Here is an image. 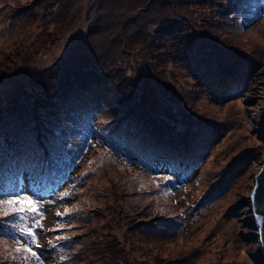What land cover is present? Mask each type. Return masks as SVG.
Segmentation results:
<instances>
[{
	"label": "rangeland",
	"instance_id": "1",
	"mask_svg": "<svg viewBox=\"0 0 264 264\" xmlns=\"http://www.w3.org/2000/svg\"><path fill=\"white\" fill-rule=\"evenodd\" d=\"M227 1L214 0L220 13L228 4ZM31 3L32 0H17L14 4L16 7H29L33 5ZM170 4H177V8H172ZM258 5L260 10L239 31L238 40L242 48L238 57L230 51L233 46L228 43L224 46L221 43L217 48L218 43L208 39V35L200 38L205 35L204 27L207 25L215 32L218 31L208 19L206 11L210 3L206 0H53L46 16L52 21L50 41L57 40L49 50L39 54L33 61L34 57L29 53L20 56L24 48L15 47L20 44L25 24L22 27L16 22L7 26L10 9L4 6V0L0 1V142L7 134L19 133L17 144L11 149L12 155L20 159L21 154L27 152L30 161L36 164L34 176L37 181L42 176L40 164L27 149L40 157L53 148L66 147L69 143L65 140L67 135L61 123L58 124L60 134L59 131L54 135L50 132L46 134L45 125L40 124L37 134L33 133V137L26 139L23 130L28 127L29 115L24 107L21 108V101L38 99L41 103L42 97L55 90L60 82L65 84L66 81L71 82L72 78H83L85 71L82 69L90 65L102 68L106 64L123 60L122 65L130 68L129 73L137 75L134 69L139 67L142 57L146 58L142 50L151 33L162 23L172 18L176 20L178 13L191 19L184 25L189 32L188 36L196 43H203L210 57L218 56L217 63L207 59L209 56L204 59L211 65L206 67V74L214 76L215 85L227 77L224 71L227 66H234L233 70L243 72L247 78L243 91L230 98H211L207 91L181 97L184 101L185 97H192L195 114L202 121L209 119L206 129L213 132L208 135V141L197 143L206 152L205 157L196 162V166L186 176L176 178L175 169L180 158L170 159V169L154 172L157 175L168 173L155 176L154 180L170 179L171 183L161 192L171 208V218L160 222L157 228L159 232L153 235L147 234L145 237L140 231L151 232L153 227H139L141 224L135 233L123 235L121 243L124 245L128 240L125 245L127 252L124 255V252L118 254L113 250L114 258L120 260L117 264H264V244L252 198L257 175L264 167V125L261 124L264 118V0H258ZM192 17L198 19L193 20ZM103 23L109 26L104 27ZM98 26L103 28L100 32ZM114 37L120 48L112 42L109 44V38ZM122 47L131 52L122 53ZM234 57L237 58L234 60ZM106 58L111 60L107 61ZM175 75L178 81L175 78L171 80L175 86L187 89L179 74ZM167 77L162 71L157 72V77L151 75L148 78V83L153 84L157 92L156 104L161 109L168 107L163 102L162 91L175 92L166 83H162ZM132 80L136 81L134 84H139L138 77ZM238 83L228 87L235 88ZM111 93L115 96L120 91L114 88ZM57 95L48 98V102L62 97L61 94ZM19 100L20 103H17ZM7 110L11 114L18 111L15 118L24 126L15 128L17 123L11 114L6 113ZM107 113L102 114L105 116ZM101 120L104 118L101 117ZM53 123L48 126L51 127ZM109 126L126 133L125 129L129 125ZM24 140L26 144L22 146ZM28 142H31L29 146ZM37 142L43 149L46 148L33 150ZM61 142L65 145H60ZM97 144L94 139H90L77 165L65 173V178L58 186L47 192L38 189L32 179L34 177L25 173L17 188L9 185L7 192L0 194V199L16 195L30 196L40 203L42 212V227L32 228L39 245L36 246L31 244L28 236L21 235V227L32 226L34 217L20 220L10 215L5 218L3 211H0V260L8 258L9 264L115 263L111 260L112 250L108 251L105 243L106 236L104 239L102 235L89 231V227L84 225L82 212L79 214V207L83 211L81 201L87 197L85 185L88 187L92 178L90 168L97 165V159L103 154V150L100 151L101 145L98 144V147ZM138 146H141V142ZM179 156L183 158V155ZM115 157L120 158L117 155ZM106 162L115 164L113 161ZM111 169L115 173L120 172L116 164ZM4 173L3 169L0 170L2 177H5ZM73 173L80 174V183L73 181L69 186ZM1 189L3 186L0 185ZM65 209L70 213L67 217L64 215ZM124 212H131L132 215L135 211L128 207ZM25 244L37 254L35 258L23 252ZM18 246L22 249L19 254L15 251ZM119 255L123 257L119 258Z\"/></svg>",
	"mask_w": 264,
	"mask_h": 264
},
{
	"label": "trees",
	"instance_id": "2",
	"mask_svg": "<svg viewBox=\"0 0 264 264\" xmlns=\"http://www.w3.org/2000/svg\"><path fill=\"white\" fill-rule=\"evenodd\" d=\"M16 1L4 0V6L10 9L6 25L19 22L23 27L25 24V32L19 39L20 44L15 47L24 48L20 56L29 53L35 61L39 54L49 50L57 40L50 41L52 21L46 16L53 0H32L33 5L29 7H16L17 5L14 4ZM206 1L210 3V8L206 11L208 19L218 31L215 32L207 25L204 27L205 35H201L200 32V38L208 35V39L218 43L217 48L221 43L222 46L228 43L233 46L230 51L239 57V50L242 48L238 40L239 31L247 23L246 21L252 19L256 11L260 10L258 0H228L225 10L223 9L221 13L220 9H216L214 0ZM242 4L243 7H241ZM172 5L169 6L177 8V4ZM233 6L235 9H231ZM192 19L198 18L192 17ZM182 20L185 22L182 23ZM189 21H191L190 18L178 13L176 20L172 18L153 30L142 50L146 58L142 57L139 67L134 69L137 75L129 73L130 68L122 65L123 60L106 64L102 68L90 65L82 69L85 71L83 78H72L71 82L66 81L65 84L60 82L55 90L42 97L41 103L38 99L22 100L21 108L24 107L23 109L27 110L29 115L28 127L26 126L23 130L26 139L33 137V133L37 134L40 124L45 125L46 134L50 132L54 135L57 131L60 134L58 124L61 123L67 135L65 140L67 139L69 144L66 147L53 148L48 154L40 157L27 149L29 154L33 155V159H37L40 164L42 176L39 182L34 176L36 164L30 161L31 158L26 155L27 152L21 154L20 159L12 155L11 149L16 146L19 133L12 132L16 135L3 136L0 142V170L5 171L3 174L5 177L0 175V185L3 186L0 194L7 192L6 188L9 185H15L12 188H17L20 178L22 179L25 173H28L29 177H34L32 179L38 185V189L43 192L58 186L65 178V173L77 165L78 159L85 150V144H88L90 139H94V142L101 145L100 151L103 150V154L101 153L100 158L97 159V165L90 168L92 178L89 186L85 185L87 197L81 201L83 211L79 207V214L82 212L84 216L82 218L84 225L88 226L92 233L102 235L103 238L106 236L105 243L108 245V251L112 250L111 260L115 261L114 264L120 260L118 257L114 258L113 250L118 254L124 252V255L127 252L125 245L128 240L124 245L121 243L123 235L127 236L128 232L135 233L139 224H141L139 227H153L151 232L140 231L145 234V237L147 234L150 236L158 233V224L171 218L169 215L171 208L161 192V189H166L171 182L170 179L155 181V176L168 175V173L157 175L154 172L170 169V159L180 158L178 167L175 169L176 178L186 176V173L196 166V162L205 157L206 152L197 143L208 141V135L213 132L206 129L209 119L202 121L195 114L193 98L187 96L184 101L181 97L190 93L196 95V92L207 91L211 98H230L240 94L246 87L247 78L243 72L233 70L234 66L225 67L227 77H223V80L215 85L214 76L210 77L208 73L206 74V67L211 66L207 60H204L206 56H209L206 54L207 48L203 43H196L188 36L189 32L184 25ZM102 25L109 26L104 23ZM98 28L99 32L103 29L101 26ZM182 30L184 32H181ZM208 39H206L207 42ZM109 40L110 45L112 42L120 48L115 37ZM222 49L225 50L223 47ZM121 51L125 54L131 52L125 48ZM235 58L237 57H234V60ZM207 59L217 63L218 56L215 58L209 56ZM106 60L109 61L111 58ZM162 71L165 77L168 76L162 83H166L168 88L175 90L173 92L169 89L170 93L162 91L163 102L168 105L163 109L156 104L157 92L153 84L148 83L151 75L157 77V72ZM177 73L187 89H178L177 85L175 86V83L171 81L173 78L178 81L175 75ZM135 77L139 79L138 85L132 80ZM237 82L239 83L235 88L228 87ZM213 85L215 87L211 88ZM114 88L120 91L115 96L111 93ZM57 93L62 97L48 102V98L53 95L58 96ZM17 103H20V100ZM17 112L11 114L9 110L6 111L15 119L17 123L15 128H20L24 124L22 125V122L15 118ZM105 112L109 113L104 116L102 113ZM101 117L104 120H101ZM53 121L55 123L51 124V127L48 126ZM123 124L129 125L125 129L126 133H123L122 129L109 126L116 127ZM127 139L130 141L128 144ZM139 142L141 146H138ZM30 143L28 142L27 146ZM37 143L33 150L42 148L39 142ZM25 144L24 140L21 145L25 146ZM60 145L65 144L61 142ZM114 155L124 160L117 159ZM179 155H183V158ZM106 161H113L120 172L112 171L111 167L115 164ZM72 178L69 186L73 181L79 182L80 174L73 173ZM128 207L135 211L132 215L131 212L129 214L124 212ZM121 257L123 256L119 255V258ZM7 260L8 258L5 260L3 258L0 264H9Z\"/></svg>",
	"mask_w": 264,
	"mask_h": 264
},
{
	"label": "snow or ice",
	"instance_id": "3",
	"mask_svg": "<svg viewBox=\"0 0 264 264\" xmlns=\"http://www.w3.org/2000/svg\"><path fill=\"white\" fill-rule=\"evenodd\" d=\"M67 195V194H65ZM26 202V203H25ZM0 211H3V216L5 218L10 215L13 218L18 217L20 220L26 219L28 216L34 217V224L29 227H21V235H26L29 237L31 244L39 246L37 243L36 234L33 232V227H42L40 224V220L42 219V212L40 203L34 200L32 197L24 195H16L9 196L5 199H0ZM70 214L67 209H65L64 215ZM58 216L61 213H57ZM264 219V217H261ZM19 245V241L16 242ZM16 253H21L22 249L20 246L16 247ZM23 252L29 253L33 258L37 256V254L33 251V249L27 244L23 246ZM9 256H11V252L9 251ZM18 257H12V259H17Z\"/></svg>",
	"mask_w": 264,
	"mask_h": 264
},
{
	"label": "water",
	"instance_id": "4",
	"mask_svg": "<svg viewBox=\"0 0 264 264\" xmlns=\"http://www.w3.org/2000/svg\"><path fill=\"white\" fill-rule=\"evenodd\" d=\"M254 208L257 214L258 228L264 244V167L256 178V186L253 191ZM264 247V246H263Z\"/></svg>",
	"mask_w": 264,
	"mask_h": 264
},
{
	"label": "bare ground",
	"instance_id": "5",
	"mask_svg": "<svg viewBox=\"0 0 264 264\" xmlns=\"http://www.w3.org/2000/svg\"><path fill=\"white\" fill-rule=\"evenodd\" d=\"M261 124H263V125H264V118L262 119V122H261ZM260 129H263V128H260Z\"/></svg>",
	"mask_w": 264,
	"mask_h": 264
}]
</instances>
